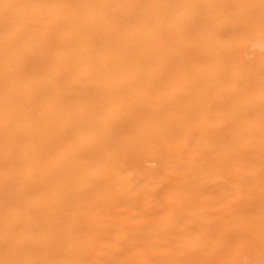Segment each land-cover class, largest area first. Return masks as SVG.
Here are the masks:
<instances>
[{"label": "bare ground", "instance_id": "obj_1", "mask_svg": "<svg viewBox=\"0 0 264 264\" xmlns=\"http://www.w3.org/2000/svg\"><path fill=\"white\" fill-rule=\"evenodd\" d=\"M259 3L0 0V261L261 264L264 35L258 7H221ZM132 4L197 6L99 7ZM225 137L245 168L157 227Z\"/></svg>", "mask_w": 264, "mask_h": 264}, {"label": "snow or ice", "instance_id": "obj_2", "mask_svg": "<svg viewBox=\"0 0 264 264\" xmlns=\"http://www.w3.org/2000/svg\"><path fill=\"white\" fill-rule=\"evenodd\" d=\"M10 5H6L9 7ZM197 5H168V4H132V5H100L99 7H132V8H168V7H195ZM25 7L50 9V8H86L95 7L94 5H71V4H35L26 5ZM221 7H247L259 8V24L261 33L264 35V0H260L259 5H223ZM254 116L251 112L246 114V120L252 121ZM260 124H261V141L262 150H264V91L261 96V111H260ZM216 156L211 160L201 161L195 167H189L185 173L186 179L173 189L172 195L168 198V203L165 205V211H158L155 213L156 226L161 229H169L174 226L179 215L183 212L185 207L200 199L201 189L208 183H221L233 180L237 177L238 173L245 168L248 163L244 147L243 137L237 139L234 137H225L223 142L216 145L214 148ZM171 160L176 163H183V153H173ZM169 160L165 159L162 167H167ZM233 191H240L237 184H233ZM242 198V197H241ZM251 214V213H250ZM236 241H243L249 246L255 243V232L249 229L242 236H237ZM260 246L261 251L264 253V181L261 184V216H260ZM0 264H30L28 261L5 259L0 261ZM226 264H238V262L230 261ZM248 264H255L254 261H249ZM264 264V261L261 262Z\"/></svg>", "mask_w": 264, "mask_h": 264}]
</instances>
